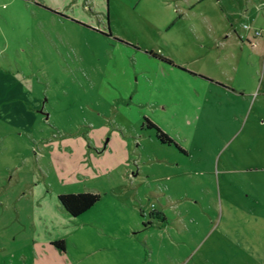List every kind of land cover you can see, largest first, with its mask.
<instances>
[{"label":"rangeland","instance_id":"1","mask_svg":"<svg viewBox=\"0 0 264 264\" xmlns=\"http://www.w3.org/2000/svg\"><path fill=\"white\" fill-rule=\"evenodd\" d=\"M133 1L100 0L87 7L89 13H100L96 18L109 20V5ZM172 5L184 11L182 3ZM196 5H204L207 13L214 9L219 20V5L248 7L247 14H253L264 0H200ZM263 9L259 21L264 28ZM56 13L36 0H0L1 246L23 243V233L14 237L12 232L26 228L7 214L9 206L17 213L31 200L36 222L45 216L46 227L52 223L53 231L66 234L65 264H166L168 257L175 264H264V150L246 149V129L212 132L219 118L203 119L192 99L176 91L163 93L162 100L173 102L164 111H176L171 117H182L190 127L180 131L182 143L174 137L173 143H161L145 120L154 122L153 103H161L153 90L111 86L105 73L108 35ZM180 13L172 22L176 27L196 15L181 18ZM227 16L236 28L249 22L232 11ZM258 50L249 43L243 53L261 70L256 80L264 71ZM257 102L253 112L264 117V101L260 108ZM230 113L221 114L229 120ZM4 116L14 119L5 122ZM19 117L28 119L25 129L14 121ZM164 120L173 126L167 116ZM254 121L248 136H263L264 121ZM87 144L93 152H87ZM19 179L27 184L21 186ZM29 190L35 191L33 197ZM79 191L98 193L99 199L71 216L57 194ZM251 225L254 245L248 250L250 245L242 243L241 235L237 242L233 230Z\"/></svg>","mask_w":264,"mask_h":264},{"label":"crops","instance_id":"2","mask_svg":"<svg viewBox=\"0 0 264 264\" xmlns=\"http://www.w3.org/2000/svg\"><path fill=\"white\" fill-rule=\"evenodd\" d=\"M36 1L41 5H50L60 17L74 18L78 24L85 23L96 31H108V36H105L109 45L106 50L108 59L105 66L109 67L105 72L106 78H109L111 86L117 85L123 91L139 90L140 87L148 85L153 90L155 100L161 102L151 101L157 115L156 117L151 115V119L169 137H174L182 143L185 136L180 135V131L190 127L185 126L186 122L182 117L176 120L171 117L176 111H164L173 102L162 100L163 93L176 91L192 99L197 114L202 115L203 119L219 118V126H215V130L212 129L214 124H209L212 132L222 135L235 128L240 134L246 129L247 136L243 142L246 149L264 150V135L255 136V133L251 132L248 136L249 131L254 129V120L260 123L264 121L259 111L253 112L255 102L259 101L257 107L260 108V104L264 101V71L262 78L256 80V75L261 71L259 66L255 65L253 59L250 60L243 55L247 44L250 43L252 47L259 45V50L255 52L256 58L264 57V28L259 21V14L262 13L260 10L264 7L256 5V11L247 14L248 7L240 11L234 7L230 9L219 5L217 10H220L218 13L220 19L217 20L215 18L217 15L212 13L214 9L207 13L203 12L204 5H196L200 0H158L159 5H149V0H144L147 5H138L140 0H137V3L133 1L131 5H109L111 19L105 20L95 17L100 13L88 12L87 5L90 8L92 3L100 5V0ZM174 2L182 3L183 5L179 7L184 11L177 12V8L172 5ZM99 8L101 9L102 6ZM229 11L245 17L244 19L249 22H243L242 26L236 28L235 21H230L227 16ZM175 13H180L181 18L183 15H196L189 18L184 25L176 27L177 24H172L176 17ZM223 14L225 19L221 17ZM244 24L248 27H243ZM125 101L129 100L125 99ZM249 104H251L250 108ZM226 110L231 111L229 120H225L222 116ZM246 110L248 112L245 116ZM251 113L253 116L250 117ZM166 116L169 122L173 121V126L164 124ZM4 118L5 122H9L14 116H4ZM22 118L24 119L19 117L21 121H14L21 124L20 128L25 129L29 122L25 117ZM44 119H47L46 116ZM186 119L191 124L192 115L191 118L188 119L187 116ZM77 135L81 134L77 133L75 137ZM118 135L120 138L126 136ZM87 141L91 143L90 140ZM98 143L100 145L101 140ZM87 146L89 147L87 152H93L91 145L87 144ZM21 183V186L27 184L23 180ZM39 190L44 192L43 188ZM34 192L29 190L28 195L31 197ZM16 193L14 192V196L20 197ZM25 201L17 213L11 209L12 205L9 206L7 214L15 224L21 222L26 228L25 230L20 227L12 232L13 235L22 232L23 243L6 249L0 244V264H65L63 258L68 251L66 234L60 230L53 231L52 228L55 229L56 226L52 223L46 227L49 221L45 216H37L36 222L35 215L32 214V207L35 204L31 200ZM233 234L237 242L241 235L242 243L250 245L247 249H253L255 235L253 225L247 226L243 231L235 228ZM60 240L62 247L53 244ZM79 248L81 247H78V255ZM174 259L168 257L166 264H175ZM76 261L75 259L74 263ZM101 262L104 264L103 261Z\"/></svg>","mask_w":264,"mask_h":264},{"label":"trees","instance_id":"3","mask_svg":"<svg viewBox=\"0 0 264 264\" xmlns=\"http://www.w3.org/2000/svg\"><path fill=\"white\" fill-rule=\"evenodd\" d=\"M147 126L155 129V135L161 143H173V139L163 132L156 124L149 119H145ZM57 199L60 205L71 216H78L87 211L98 199L99 194L92 191L66 192L59 193ZM55 245H61L62 241L53 242Z\"/></svg>","mask_w":264,"mask_h":264},{"label":"built area","instance_id":"4","mask_svg":"<svg viewBox=\"0 0 264 264\" xmlns=\"http://www.w3.org/2000/svg\"><path fill=\"white\" fill-rule=\"evenodd\" d=\"M243 27H248V25L247 24H244ZM255 33H258V31H255Z\"/></svg>","mask_w":264,"mask_h":264},{"label":"water","instance_id":"5","mask_svg":"<svg viewBox=\"0 0 264 264\" xmlns=\"http://www.w3.org/2000/svg\"><path fill=\"white\" fill-rule=\"evenodd\" d=\"M56 14H59V13H56ZM62 16V15H61ZM103 33H105V34H107L108 35V31H105V32H103Z\"/></svg>","mask_w":264,"mask_h":264}]
</instances>
